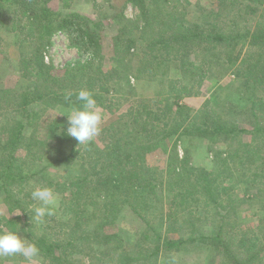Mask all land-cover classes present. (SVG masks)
<instances>
[{
	"label": "trees",
	"instance_id": "1",
	"mask_svg": "<svg viewBox=\"0 0 264 264\" xmlns=\"http://www.w3.org/2000/svg\"><path fill=\"white\" fill-rule=\"evenodd\" d=\"M165 1L151 0V4ZM229 1L233 12L226 14L225 19L221 17L222 6L230 4ZM229 1L219 0L218 8L214 7L202 24L179 22L170 36L161 29L149 32L146 24L131 28L121 26L113 39L114 58L116 54L118 58L113 66L106 69L103 63H95V59L100 58L102 42L97 28L99 23L93 18L76 12L64 14L55 11L49 0H0V25L5 26L8 33L18 36L15 65L28 81L23 90L5 85L2 79L0 81V119L6 113L13 117L1 124L0 191L19 209L10 218L0 215V231H17L19 234L21 228L23 231L33 230L37 226L38 222L31 223L30 214L38 203L30 198V194L19 197L15 192L17 186L36 177L41 186L52 187L63 197L56 213L45 219L50 231L29 238L30 242L38 245L43 264H151L148 261L163 247L183 249L187 244L203 239L214 242L220 256L223 255L224 264H264V226L260 227L261 232L253 237L254 240L247 239L246 235L240 236L239 241L250 242L245 251L234 248L232 243L237 238L227 233L230 216L224 212L226 207L222 200L223 194H229L227 191L231 188L229 184L234 172L231 162L249 164L253 175H259V159L248 156L250 160H247L245 153L254 152L252 143L264 134V122L259 120L260 114L256 112L258 109L264 111V94L258 95V91H264V0H244L237 12L234 11L237 0ZM238 18L243 19L242 25ZM59 30L78 35L75 44L83 56L87 55L86 59L69 65L62 75L52 72L53 66L45 62L43 55V49ZM247 43L250 50L242 56L243 45ZM255 50L259 51L257 57ZM168 66L173 67L177 78H169L168 82L162 78L156 97L140 96L133 102L132 111L114 118L111 140L103 147L95 141L85 147L82 170L72 180H49L45 175L49 163L33 162L40 147L33 150L35 143L40 144L43 151L38 160L46 161L49 158L45 153L51 149V141L62 142L67 136L66 130L59 131L66 125L65 117L46 118L45 123H40L46 137L39 139L37 130L26 133L27 127L40 119L47 108L70 102L79 107L81 102L76 93L81 89L91 91L97 104L106 105L107 96L113 90L134 87L132 78L141 80L149 77L156 81L157 73ZM122 67L132 71L120 76ZM233 69L245 77L244 83L253 92L252 97L245 99L247 106L244 109L255 118L256 124L252 128L230 127L223 116L217 113L210 115L209 101L205 108L197 110V114H193L185 102L195 93L194 87L203 82L204 73L218 77ZM69 92L73 95L66 100ZM151 100H155L156 106H151ZM205 113L212 119V126L208 122L195 121ZM197 132L202 136L209 133L212 136L223 135L224 139L247 132L250 139L244 145L249 149L242 152V147L233 148L231 144L232 148L219 155V165L213 170L189 166L172 150L162 172H153L147 161L148 153L173 136ZM22 149L25 151L23 157L18 153ZM58 149H54L55 154L63 156H57L50 164L71 163L84 152L81 149L66 154ZM179 183L187 186L186 192L193 189L197 192L198 189L201 195L194 201L215 211L216 220L213 218L212 222L216 228L212 234L190 232L178 239L162 238V231H156L157 225L141 214L139 206L146 207L147 198L154 200L159 195L168 194V188L172 192L171 202L175 203L177 197L174 196L178 194L174 195L173 191ZM119 196L123 198L124 206L144 221L145 227L133 244L125 241L117 226V219L122 214ZM181 201L184 203L186 200ZM161 221L168 229L165 219ZM155 239L162 241L155 248H145L146 243ZM9 259L10 256L0 257V264Z\"/></svg>",
	"mask_w": 264,
	"mask_h": 264
},
{
	"label": "rangeland",
	"instance_id": "2",
	"mask_svg": "<svg viewBox=\"0 0 264 264\" xmlns=\"http://www.w3.org/2000/svg\"><path fill=\"white\" fill-rule=\"evenodd\" d=\"M155 1V0H153ZM229 1V0H228ZM244 0H237V6H235V12L238 11V7ZM50 7L55 11H61L65 13H81L90 18H93L99 25L101 36V52L100 58L95 59V63H103L106 69L114 65L118 54L114 58L113 54V39L115 38L118 29L127 25L128 28L133 26L142 27L145 24L148 26L149 32H154L157 29H161L167 36H170L174 30V27L179 22H188L190 24H202L205 20V16L211 14L212 9L218 8L219 0H166L157 4L152 3L151 0H49ZM230 4L222 6L223 14L221 17L227 19L226 14L233 12V7ZM150 10V11H149ZM217 10V9H216ZM232 11V12H230ZM154 15V17H153ZM156 16V17H155ZM230 16V15H229ZM228 16V18H230ZM210 18V17H209ZM212 19V18H211ZM210 19V20H211ZM241 25L244 23L243 19L238 18ZM213 20V19H212ZM0 81L4 80L5 85L15 88L16 90H23L28 85L26 77H23L18 66L15 65L18 58L17 42L18 36H14L7 32L5 26L0 25ZM76 36V37H75ZM78 35L69 34L66 31H56L52 37L50 44L43 49L44 60L49 65L53 66L54 71L58 75H62L69 65L74 64L78 60L87 58V55H82L81 49L75 44ZM248 43L243 45L242 56L249 52L250 47ZM26 49V48H25ZM200 52V50H199ZM259 52V51H258ZM257 50L254 55L257 57ZM238 63L235 65V70ZM131 72L130 69H123V76L125 73ZM162 72V73H161ZM161 72L157 73L156 81L142 78L141 80H135L132 78L133 88L127 89L119 88L118 91L113 90L107 96L106 105L97 104L98 110L102 113L103 119L101 122V132L94 138L93 141L97 142L99 146L103 147L112 138L111 124L114 118L119 115L132 111V104L135 100H138L140 96L146 98L156 97L158 94L159 82L162 78L168 79L177 78L176 71L173 67H164ZM220 75V78L214 77L208 73H204L203 82L194 87V94L186 98V103L192 108L193 114H197V110L205 108L207 101L210 102L209 114L213 115L217 113L218 116H223V120L227 122L230 127H247L252 128L256 124L253 114L244 110L246 109L245 99L253 96V92L250 87L245 83V77H242L235 73L234 69L229 73ZM116 77L119 76L116 74ZM2 79V80H1ZM124 81V80H123ZM124 85V83H121ZM238 89L239 91H236ZM264 91H258V95H263ZM264 97V95H263ZM242 98L244 101H242ZM220 101V103H219ZM152 107L155 105V100L149 102ZM75 107L73 102L68 104H56L47 108L46 112H42L40 119L36 120L32 125L27 127V134L37 130L38 138L46 137V132L42 128V124L45 123L46 118L54 120L55 118L65 117V112L70 111ZM256 112L260 114V121L264 122V111L258 109ZM206 114H202L199 120L196 122H202V124L211 125V118H207ZM13 119L9 113L4 114L0 119V136L3 134V128H1L2 122L5 120ZM201 124V126H202ZM44 125V124H43ZM191 127V126H190ZM68 122L63 125L59 131L66 130L67 133ZM195 128V127H194ZM194 130V129H193ZM211 130V129H210ZM211 133V131H210ZM202 136L201 132L191 134H178L161 142V145L156 147L152 152L147 154V161L153 172L158 174L162 172V169L166 167L168 155L173 150L183 163L196 168L204 167L205 169L213 170L218 167L219 155L226 150H229L231 144L233 148L242 147L249 149L244 144L250 139V135L247 132H240L237 137L232 139H224V136L211 134ZM52 147L45 155H48V160H38L43 156V151L40 149L41 145L35 143L33 150L36 151V160L33 162H39L42 165L49 163V168L46 169L45 175L52 181H70L78 173L81 172L83 158L85 156L86 146L78 145V142L70 137L68 134L64 136L62 142L59 140L51 141ZM254 152L245 153L247 160L257 157L259 159L258 172L259 175H253V171L250 169L249 164L239 165L238 163L231 162L230 166L233 172V179L230 181V189L227 191L229 194H223V204L226 207L224 212L228 213L229 226L227 233L237 239L233 240V246L236 249L245 251L249 238L257 236L261 232V226H264V134L262 138H259L252 143ZM173 146L176 147L173 149ZM228 146V147H227ZM60 148L64 153L69 154L73 150H83L80 155L73 160V162H62L56 164H50L57 156L61 157V154H55L54 149ZM232 148V147H231ZM58 149V151L60 150ZM172 151V152H173ZM19 156H24L25 151L22 149L18 152ZM250 156V158L248 157ZM28 156L26 157L27 160ZM33 159V158H32ZM47 159V158H46ZM39 164V165H40ZM256 165V166H257ZM30 166V162L28 163ZM244 166V167H243ZM255 168V167H254ZM151 171V170H149ZM184 180V179H183ZM187 180V179H186ZM183 183V182H182ZM178 184L173 191V194L177 197L175 203L171 200L172 192L168 188V194L158 195L156 199L147 198V206L141 209V214L148 220L153 221L156 227V231L161 230V237H170L173 239L181 238L182 236H188L190 232H199L210 235L214 232L216 224L212 222L215 215V211L204 207L203 204L198 203L200 193L197 189L186 192L187 186H181ZM35 186H41L38 179L31 178L24 185L17 186L15 192L19 197H23L26 194H30ZM20 188L22 189L20 191ZM182 192V193H180ZM58 195V208L62 201V195ZM184 194V195H183ZM183 195V196H182ZM120 197V196H119ZM31 198V197H30ZM197 198L196 201H194ZM27 199V198H26ZM185 199L183 203L181 200ZM29 200V199H28ZM38 203V202H37ZM121 204L122 214L117 219V226L119 231L124 234L125 241L129 244L135 243L140 231L145 227L144 221L141 217H138L128 207L124 206L123 198H119ZM119 204V205H120ZM57 208V209H58ZM19 209L15 206L14 202L8 198L3 191H0V215L5 217H11L15 213L17 214ZM161 219H165V226L169 224L165 229ZM216 220V218H215ZM218 220V219H217ZM47 222L38 223L33 230L19 229V235L26 238H31L37 233L40 234L43 231H50L47 228ZM215 224V225H214ZM45 226V227H44ZM187 234V235H186ZM248 236L246 243L239 241L240 236ZM195 236V235H193ZM254 240V239H253ZM151 240L143 246L145 248L153 246L154 248L161 242ZM223 255L220 256L217 247L214 242L209 239L199 240L196 243L187 244L183 249H165L153 256L148 262L151 264H224ZM44 260L40 257V253L32 260L25 259L22 255L10 256L4 264H43Z\"/></svg>",
	"mask_w": 264,
	"mask_h": 264
},
{
	"label": "clouds",
	"instance_id": "3",
	"mask_svg": "<svg viewBox=\"0 0 264 264\" xmlns=\"http://www.w3.org/2000/svg\"><path fill=\"white\" fill-rule=\"evenodd\" d=\"M72 95L71 92L67 93L66 100H70ZM76 98L81 102L80 106L65 112L68 114L67 134L74 138L78 145H84L92 142L100 134L103 116L91 91L81 89L76 93ZM31 198L38 202V206L31 210V223H44L46 217L56 213L59 201L52 187L35 186L31 191ZM39 253L38 245L20 236L17 231H0V257L19 254L30 261Z\"/></svg>",
	"mask_w": 264,
	"mask_h": 264
}]
</instances>
